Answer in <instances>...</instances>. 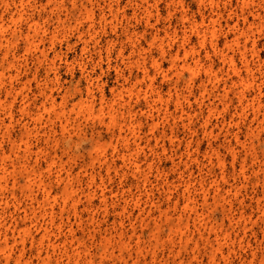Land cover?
<instances>
[{
    "label": "rangeland",
    "instance_id": "rangeland-1",
    "mask_svg": "<svg viewBox=\"0 0 264 264\" xmlns=\"http://www.w3.org/2000/svg\"><path fill=\"white\" fill-rule=\"evenodd\" d=\"M127 1L119 0L121 6H126V16L131 17L132 7L127 6ZM183 1L184 9L200 19L198 2ZM261 2L264 4V0ZM30 3H33L32 0ZM232 4L235 6L236 0ZM2 8L0 3V10ZM40 9L28 10V14H34L38 29L46 24ZM159 12L165 18V3L159 6ZM202 12L207 15L209 8L206 7ZM95 17L98 18V12ZM8 24L12 25L6 24L3 35L10 38L13 29L8 28ZM167 25L161 19L158 27L162 31H171L172 29H164ZM54 26L52 21L50 29ZM22 28L26 29V26L22 25ZM226 31L225 26L217 29L212 41L218 44L220 51L232 54V49L228 48L229 43H226L231 35ZM178 32L180 33V29ZM70 36V42L75 44V35ZM196 41L193 37L192 43L196 46L199 58L197 64H191L195 76L185 70L178 78L175 69L171 68L168 56L161 58L156 48L149 51L161 62V69L158 71L148 64L153 78V90L162 95V101L157 102L161 112L160 117L155 118L158 125L154 133L149 127L151 119L144 114L151 104L150 98L136 96L134 91L129 104L120 107L123 112L130 108L134 125L140 128V149L134 154L139 170L131 163L123 162L117 152L112 157L111 133L107 129L110 121L108 111L105 109L101 113L97 104L91 109L85 106L82 110L77 108L80 112L77 118L80 119L83 131L71 126L69 132L62 136L56 127V137L47 143V152L37 161L34 155L30 160L31 166L41 167L43 179L50 185L51 196L56 198L57 202L52 204L57 213L63 183L55 181V172L59 169L62 177L66 178L65 172L70 171L68 178H71L75 194L80 197L79 209L75 214L66 207L62 214L55 215L59 228L52 230L51 242H62L70 235L68 229L72 227L78 237V244L86 247L85 264H124L125 261L126 264H264V120L261 124L258 123L261 116L258 121L253 120L249 107L246 109V116H241L234 91L229 92L231 101H224L221 97L223 81L232 73L228 65L222 63L220 54L213 52L210 37L205 47H200ZM17 45L20 55L23 50L21 40ZM233 48L236 52V66L246 76L237 47ZM62 49L64 50V46ZM256 50L254 57L250 52L247 53L248 59L252 62L264 60V22L263 29L257 34ZM1 51L0 63L5 49ZM79 55L80 44H77L75 51L68 53V58L71 60ZM28 60V67L33 71L31 55ZM193 60L195 58L189 55L187 61L192 63ZM211 64L212 73L217 75L219 81L214 84L204 81L208 91L203 93L201 81L205 79V70ZM263 69L259 70L255 66L253 76H247L245 94L247 99H251L256 95L257 87L261 86L260 97L264 105ZM60 73L63 79H71L72 84L80 81L84 85L78 65H75L72 75L64 68L60 69ZM135 73L141 76L134 68L133 75ZM4 74L7 78L9 72L5 70ZM103 81L107 83V87H111L123 80L116 71L109 70L103 76ZM31 87L35 91L34 83ZM106 90L109 95L108 88ZM173 94H181L180 105L170 97ZM19 100L18 98L12 103V119L5 113L8 103L0 104V116L8 124V128L3 127L0 131V147L7 155H11V140L20 137L21 126L27 120L20 116ZM6 101L10 102L12 99L8 98ZM210 105L217 106V110H210ZM77 115L72 114V117ZM127 116V113L115 115V132L123 128L122 134L131 137L124 125ZM29 126L33 127L31 121ZM162 132H165V136ZM30 136L33 150L45 147L43 137L38 136L36 131ZM120 143L115 138V147L119 151L122 150ZM98 145L101 156H105L108 162L114 160V166L110 169L103 163L105 158L93 162L95 147ZM52 157L55 165L49 170L47 165ZM91 173L94 175L93 183ZM18 180L20 184L23 182L21 177ZM201 187L209 190L207 196ZM216 188L219 192H214ZM15 191L16 198L21 202L20 208H14L12 195L8 191H5V196H8L9 206L6 207L0 201V244H7L8 253L12 257L8 264H17L14 259L18 256L22 264H58L59 258L65 261L66 258L59 251H54L49 243L39 246L32 239L38 238L41 230H37L29 219L23 218V207L29 206V200L19 188ZM34 192L40 197L38 188L35 187ZM85 194H90V197ZM188 195L196 204L198 216L183 207ZM88 199L92 205H89ZM163 211L168 212L174 223L179 215L190 214L187 226H184V220L181 222L184 227L182 242L177 238L174 245L168 241L170 225L165 220ZM90 214H93V220H90ZM25 226L31 227V233L21 238L19 230ZM153 234L159 236L157 242ZM103 235L115 238L121 236L127 242L124 258L118 255L117 243L115 256L102 253ZM217 244L221 245L222 250L214 252ZM213 252L215 257L212 259ZM2 256L0 254V264H5ZM69 264L79 262L72 259Z\"/></svg>",
    "mask_w": 264,
    "mask_h": 264
},
{
    "label": "bare ground",
    "instance_id": "bare-ground-1",
    "mask_svg": "<svg viewBox=\"0 0 264 264\" xmlns=\"http://www.w3.org/2000/svg\"><path fill=\"white\" fill-rule=\"evenodd\" d=\"M30 1L0 0L3 5L0 10V52L5 49L0 63V68H2L0 69V104L8 103L9 106L5 113L12 119V103L19 98L20 116L27 119L21 126L20 137L11 140V155L2 152L0 147V201L4 202L6 207L9 206L8 196H5V191H8L12 195L14 208H20L21 202L15 195V190L19 188L24 197L29 200V206L23 207V218L29 219L37 230H41L39 237H32V239L34 238L39 246L49 243L54 251H59L66 260L59 258L57 259L58 264H69L72 259H77L79 264H85L84 250L86 247L78 244V237L74 234L75 230L72 227L68 229L69 238L66 237L57 244L51 242L52 230L59 228L55 215L62 214L66 207L72 209L75 214L79 209L80 197L75 194L71 178H68L71 173L67 170L66 178H64L59 169L55 172V181L63 183L57 213L52 204L57 202L56 198L51 196L50 185L44 181L41 167L35 168L30 165L32 156L34 155L37 161L47 152V143L51 138L56 137V127L59 128V134L62 136L69 132L71 126L76 127L78 131H83L80 119L77 118V114H80L77 108L82 110L85 106L91 109L97 104L101 113L105 109L108 111L110 121L107 129L111 133L112 157L117 152L123 162L131 163L135 169L139 170L140 166L134 154L136 155L140 149V128L134 125L135 121L132 119L130 108L123 112L120 107L129 104L134 91L136 96L150 98L151 104L148 105L144 114L146 118L151 119L149 127L153 132L158 125L155 118L160 117L161 107L157 106V102L162 101V95L153 90V78L149 66L158 71L161 69V62L149 51L156 48L161 58L168 56L171 68L175 69V75L178 78L185 70L195 76L191 64H197L199 58L196 46L192 43L193 37L197 39L196 43L200 47H205L210 37L213 52L220 54L222 63L228 65L234 76L229 75L223 81L221 97L224 101H231L229 92L234 91L242 112L241 116H246V109L249 107L253 120L258 121L259 117H262L258 121L261 124L264 120V105L260 97L261 86L257 87V93L251 99H247L245 88L248 85L246 78L253 76L255 66L259 70L264 68V60L252 62L247 57L248 52L252 57L257 52V34L263 29L264 4L261 2L263 0L257 2L236 0L235 6L232 4L233 0H196L201 13L198 19L197 16L189 14L184 9L183 0H128L127 6L132 7L131 17L126 16V6H121L119 0H44L45 2L32 0V4ZM163 3L167 7L165 18L159 12V6ZM206 7L209 8V13L204 15L202 11ZM30 8L32 10L41 8L39 12H43L46 23L42 29H38L34 14H28ZM96 12H98V18L95 17ZM161 19L168 24L164 29H172L171 31H162L158 27ZM52 21L55 26L50 29ZM173 21H175L174 24H172ZM7 23L12 24H8V28L13 29L10 38L3 35V29L7 27ZM22 25H25L26 29L22 28ZM224 26L227 29L226 33L231 35V39L226 43H229L228 48L232 49V54L220 51L218 44L212 41L216 30L223 29ZM73 34L76 37L75 44L70 42V35ZM19 40L23 43L20 55H18L19 46L17 45ZM77 44H80V55L78 58L69 60L68 53L74 52ZM233 46L237 47V53L247 73L246 76H243L242 70L236 66L234 59L236 52ZM29 55L32 56L33 71L28 67ZM189 55L195 58L192 63L187 61ZM75 65H78L84 85L80 81L74 85L71 79L67 81L62 78L60 69L64 68L72 75ZM212 67L213 64L205 70V79L201 81L200 86L203 93L208 91L207 82L214 84L219 81L217 75L212 73ZM134 68L141 73L140 77L138 73L133 75ZM5 70L9 72L7 78L4 77ZM109 70L116 71L122 78V83L107 87L103 76ZM32 83L35 85V91L32 90ZM106 88H108L109 95ZM170 97L174 98L177 105L181 104V94H173ZM8 98L12 101H6ZM210 106V110H217V106ZM155 112L157 114H154ZM124 113L128 114L124 125L131 137L122 134L123 128L115 132V115ZM72 114L77 116L73 118ZM30 121L33 127L29 126ZM3 127L8 128V124L4 117L0 116V131ZM33 131L43 137L45 147L32 149L30 135ZM162 134L165 136V132ZM115 138L117 143L121 142V151L115 147ZM99 149V145L95 147L96 156L92 158L93 162H99L100 159L105 158L98 153ZM113 161L108 162L105 158L103 163L106 164L107 169H110L114 166ZM54 165L55 161L52 157L47 167L51 170ZM19 177L23 179L21 184ZM90 178L93 183L92 173ZM35 187L38 188L40 197L34 192ZM186 187L188 190V185ZM201 188L207 196L209 190ZM214 192H219V189L216 188ZM86 196L90 197V194ZM87 201L89 205H92L89 199ZM183 207L193 212L195 216L199 215L190 195L187 196ZM163 216L170 225L168 241L173 245L176 243V238L182 242L184 227L181 222L184 220V226H187L191 218L190 214L179 215L175 223L171 221L168 212L163 211ZM89 218L93 220V214H90ZM19 232L22 233V238L31 233V227L25 226ZM154 239L157 242L159 236H154ZM102 241L104 255L115 256V243H117L119 245L118 255L124 258L127 242L121 236L115 238L103 235ZM218 250H222L220 244H217L214 252ZM8 252L7 244H0V254H3L5 264H8L12 258ZM214 252L212 259L215 257ZM14 260L17 264H22L20 256Z\"/></svg>",
    "mask_w": 264,
    "mask_h": 264
}]
</instances>
